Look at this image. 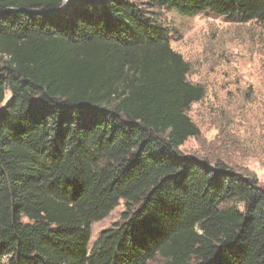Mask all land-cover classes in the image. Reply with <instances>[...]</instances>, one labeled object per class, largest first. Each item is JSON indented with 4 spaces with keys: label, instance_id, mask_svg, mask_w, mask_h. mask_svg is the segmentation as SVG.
<instances>
[{
    "label": "trees",
    "instance_id": "trees-1",
    "mask_svg": "<svg viewBox=\"0 0 264 264\" xmlns=\"http://www.w3.org/2000/svg\"><path fill=\"white\" fill-rule=\"evenodd\" d=\"M157 8L264 23V0H0V264H264V193L178 153L204 89Z\"/></svg>",
    "mask_w": 264,
    "mask_h": 264
},
{
    "label": "rangeland",
    "instance_id": "rangeland-1",
    "mask_svg": "<svg viewBox=\"0 0 264 264\" xmlns=\"http://www.w3.org/2000/svg\"><path fill=\"white\" fill-rule=\"evenodd\" d=\"M152 11L167 27L171 48L188 62L187 80L204 89L187 111L199 134L180 145L178 153L209 170L219 166L264 193V23L229 21L211 12L184 16L168 8ZM2 66L0 58V70ZM5 97L7 101L11 94ZM126 210L120 199L91 223L89 249L103 230L122 223Z\"/></svg>",
    "mask_w": 264,
    "mask_h": 264
}]
</instances>
